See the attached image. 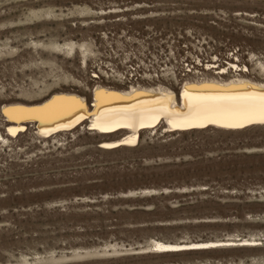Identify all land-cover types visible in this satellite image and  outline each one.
Returning a JSON list of instances; mask_svg holds the SVG:
<instances>
[{
	"label": "rangeland",
	"instance_id": "rangeland-1",
	"mask_svg": "<svg viewBox=\"0 0 264 264\" xmlns=\"http://www.w3.org/2000/svg\"><path fill=\"white\" fill-rule=\"evenodd\" d=\"M148 26L195 36L184 50L210 57L183 65L185 75L175 69L181 60L172 62L179 78L208 64L229 68L236 58L251 68L264 59L263 1L0 0V109L65 91L90 101L98 87L90 67L105 34ZM82 43L91 50L85 59ZM168 70L140 86L174 82ZM110 81L99 85L131 87ZM4 123L0 264H264V125L176 131L160 123L134 146L105 149L108 137L85 123L46 138L33 124L7 135ZM247 237L258 245L169 257L149 248L157 239ZM180 248L170 252L201 250Z\"/></svg>",
	"mask_w": 264,
	"mask_h": 264
},
{
	"label": "bare ground",
	"instance_id": "bare-ground-1",
	"mask_svg": "<svg viewBox=\"0 0 264 264\" xmlns=\"http://www.w3.org/2000/svg\"><path fill=\"white\" fill-rule=\"evenodd\" d=\"M66 45L69 51L73 50V43ZM52 46L59 48L56 44ZM80 46L84 47L80 53L85 59L91 50L85 43ZM228 65L233 72L231 74H226L228 66L226 68L225 65L208 64L205 70L198 71V74L195 71L183 78H179L176 71L169 69L168 73L174 82L168 85L157 83L143 87L137 84L135 87L131 85L122 88L101 86L98 83V87L93 88L91 92L90 101L79 94L65 91L53 93L47 99L6 104L0 109V125L5 121L7 135L15 136L28 130L27 126L33 124L38 136L46 138L85 123L101 136L108 137L100 141L105 149L122 145L134 146L140 141L141 131L151 130L160 123L176 131L203 129L211 125L239 130L247 126L264 125V59L257 58L251 68L243 64L241 66L236 58L230 60ZM253 71L257 72L258 77L251 75ZM152 243L149 247L153 249L152 253L166 257L223 249L216 247L217 249L200 248L201 250L170 252L172 248L187 245L227 244L230 247V244H235L252 248L258 245V241L253 237L187 242L157 239Z\"/></svg>",
	"mask_w": 264,
	"mask_h": 264
},
{
	"label": "built area",
	"instance_id": "built-area-1",
	"mask_svg": "<svg viewBox=\"0 0 264 264\" xmlns=\"http://www.w3.org/2000/svg\"><path fill=\"white\" fill-rule=\"evenodd\" d=\"M105 39L104 43L100 42L94 58L96 60L93 67H90L91 81L94 84L109 83L108 81L112 79L115 80V84L124 83L126 86L150 84V79L155 76L164 77L167 72L165 69L173 67L172 62L181 60L179 63L175 62L177 64L175 69L178 73H182L185 72V69L182 70L183 65L185 68L193 66L196 56L201 55L206 62L210 58L206 57L201 49L194 54L189 51L192 50L189 45L196 41L195 36L191 38L175 36L171 32L153 26L145 29L130 28L107 32ZM187 47L189 50H184ZM167 49L170 51H165ZM183 50L186 54L181 56ZM164 51L166 58L162 62ZM187 56H191L192 59L186 60ZM152 73L153 78H150Z\"/></svg>",
	"mask_w": 264,
	"mask_h": 264
}]
</instances>
